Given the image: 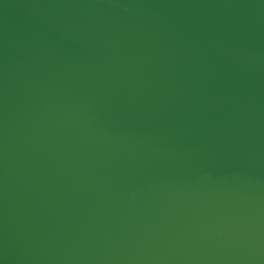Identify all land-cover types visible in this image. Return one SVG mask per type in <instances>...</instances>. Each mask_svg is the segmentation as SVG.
<instances>
[{
    "label": "water",
    "instance_id": "water-1",
    "mask_svg": "<svg viewBox=\"0 0 264 264\" xmlns=\"http://www.w3.org/2000/svg\"><path fill=\"white\" fill-rule=\"evenodd\" d=\"M0 264H264V0H0Z\"/></svg>",
    "mask_w": 264,
    "mask_h": 264
}]
</instances>
